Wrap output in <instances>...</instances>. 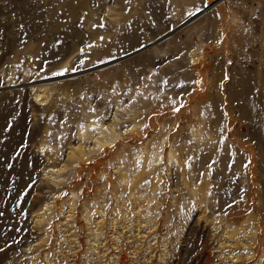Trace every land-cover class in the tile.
<instances>
[{
    "label": "rangeland",
    "instance_id": "obj_1",
    "mask_svg": "<svg viewBox=\"0 0 264 264\" xmlns=\"http://www.w3.org/2000/svg\"><path fill=\"white\" fill-rule=\"evenodd\" d=\"M0 264H264V0H0Z\"/></svg>",
    "mask_w": 264,
    "mask_h": 264
},
{
    "label": "bare ground",
    "instance_id": "obj_2",
    "mask_svg": "<svg viewBox=\"0 0 264 264\" xmlns=\"http://www.w3.org/2000/svg\"><path fill=\"white\" fill-rule=\"evenodd\" d=\"M36 99H38V101H43V95H37ZM95 140H97V139H95ZM167 162H168V164H173V163H175L177 161H176L175 156L173 154L169 153L168 156H167ZM156 164H158V159L157 158L155 159L153 156H151L149 161L146 163V165H148L149 167L150 166H154Z\"/></svg>",
    "mask_w": 264,
    "mask_h": 264
},
{
    "label": "snow or ice",
    "instance_id": "obj_3",
    "mask_svg": "<svg viewBox=\"0 0 264 264\" xmlns=\"http://www.w3.org/2000/svg\"><path fill=\"white\" fill-rule=\"evenodd\" d=\"M178 110V109H177Z\"/></svg>",
    "mask_w": 264,
    "mask_h": 264
}]
</instances>
